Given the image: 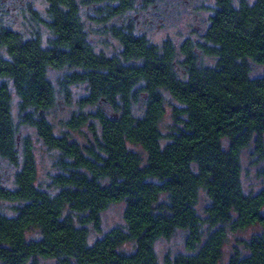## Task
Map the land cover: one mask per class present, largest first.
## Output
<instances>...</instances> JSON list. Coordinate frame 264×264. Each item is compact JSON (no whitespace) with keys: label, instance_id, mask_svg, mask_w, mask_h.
I'll return each mask as SVG.
<instances>
[{"label":"trees","instance_id":"obj_1","mask_svg":"<svg viewBox=\"0 0 264 264\" xmlns=\"http://www.w3.org/2000/svg\"><path fill=\"white\" fill-rule=\"evenodd\" d=\"M47 1L48 18L34 11L50 31L46 43L0 25V160L16 167L14 187L0 179V199L15 203V214L0 211V264H161L156 242L178 229L188 231L190 253L167 256L165 264H264V188L245 190L241 159L252 142L264 158V75L253 77L249 61L264 66V0H216L198 45L190 38L180 47L171 38L157 44L133 23L107 25L122 47L113 55L96 49L83 13L91 8L106 25L140 0ZM198 46L214 65L199 64ZM51 69L67 70L58 87ZM81 85L87 93L74 99ZM59 93L78 108L58 133L48 112ZM169 107L175 124L163 142ZM23 125L59 152L55 193L37 183L35 144L20 136ZM201 190L211 200L204 215ZM122 201L126 225L92 243L89 225L102 231L103 212ZM206 224L212 231L204 240ZM256 225L263 230L246 241L247 253L237 250L224 263L229 230ZM127 243L134 251L122 249Z\"/></svg>","mask_w":264,"mask_h":264},{"label":"rangeland","instance_id":"obj_2","mask_svg":"<svg viewBox=\"0 0 264 264\" xmlns=\"http://www.w3.org/2000/svg\"><path fill=\"white\" fill-rule=\"evenodd\" d=\"M239 5L241 0H234ZM253 2L254 0H249ZM47 0H0V25L12 28L22 32L27 37L39 34L47 42L50 31L45 24L39 22L35 16L36 11L41 17L47 16ZM216 7V0H156L153 4L145 6L140 0L136 8L126 13L124 16L111 20L110 23L104 25L99 23L94 16L91 8H87L83 13L84 21L89 32L91 42L98 51H104L109 55L118 54L122 47L119 41L114 38L108 31L107 25L114 23L125 24L133 23L137 34H144L157 44H161L165 39L171 38L178 47L187 39H192L197 45L204 42L203 35L209 26L210 16ZM198 60L200 65H214L216 58L206 55L198 46ZM183 56L180 55V60ZM251 65V75L260 77L264 75V66L254 60H249ZM66 69H51L49 77L58 87L59 78L66 73ZM182 74H185L181 70ZM74 99L79 98L87 93L85 85L73 88ZM168 96V105H173L174 100ZM19 97L14 96V115L19 121ZM177 103V102H176ZM78 106L74 102L68 104L64 96L59 93L57 106L48 112L50 120L56 126L57 132L63 130V121L71 117L77 110ZM145 110V102L141 101L135 107L136 115L140 116ZM175 124L171 107L168 108L167 115L161 121V131L164 134L163 142L169 140V134ZM30 135L35 144V155L38 164V180L37 183L42 188L56 192L52 185V178L58 172L56 161L59 157L57 150L49 149L43 141L38 137L36 130L28 126H21L20 136ZM80 141H85L88 137L75 134ZM20 150L22 152V140L20 139ZM225 147H228V140L224 139ZM131 148L140 152L144 158H147L146 152L139 146L130 145ZM243 165V185L247 192H258L264 188V158H260L255 152V144L252 142L242 151ZM16 167L6 159L0 160V179L4 184L14 187L13 180ZM211 200L204 190H201L197 209L200 215H204L206 207ZM15 203L0 199V211L9 215L15 214ZM125 202L112 203L102 214V231H97L92 225L90 228V241L93 243L96 239L104 236L108 231L117 226L124 227L126 225L124 213ZM261 226H251L245 230L230 231L224 246L223 262L227 263L231 255L237 250L244 254L246 241L250 240L253 235L261 233ZM212 230L208 225H204V240L208 237ZM188 231L178 229L170 238H160L156 242V251L161 264H165L167 256L175 257L181 253H190L186 247ZM122 249L127 252L134 251V244L127 243ZM40 264H57L54 258H40Z\"/></svg>","mask_w":264,"mask_h":264}]
</instances>
